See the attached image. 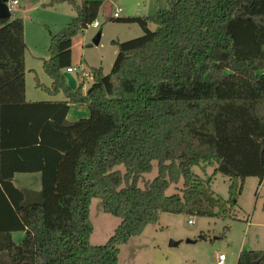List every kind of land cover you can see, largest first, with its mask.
<instances>
[{
    "label": "trees",
    "instance_id": "16d2710c",
    "mask_svg": "<svg viewBox=\"0 0 264 264\" xmlns=\"http://www.w3.org/2000/svg\"><path fill=\"white\" fill-rule=\"evenodd\" d=\"M68 1L77 15L43 62L45 91L64 100H27L25 23L0 18V264H118L121 246L161 214L228 217L245 180L264 181V0H169L153 16L113 17L143 35L114 40L111 72L94 68L86 90L63 72L103 1ZM71 105L89 116L69 122ZM218 173L227 199L212 189ZM18 174H39V188L17 187ZM94 198L121 219L96 246ZM237 264H264V250L243 249Z\"/></svg>",
    "mask_w": 264,
    "mask_h": 264
},
{
    "label": "rangeland",
    "instance_id": "374dc122",
    "mask_svg": "<svg viewBox=\"0 0 264 264\" xmlns=\"http://www.w3.org/2000/svg\"><path fill=\"white\" fill-rule=\"evenodd\" d=\"M11 1V0H9ZM8 1V2H9ZM11 11V18L21 17L25 23V53L27 98L33 101L64 100V94L51 97L45 87L52 84L45 72L43 62L50 57L49 44L52 35L67 26L77 11L68 0H18ZM77 4L85 0H74ZM103 7L97 17L99 27L90 24L73 39V66L86 67L89 71L102 68L104 74L111 72L118 54L114 40L127 41L143 35V29L136 23L113 20L120 7V17L153 16L159 8L169 6V0H102ZM156 30L155 24L149 25ZM101 33L99 43L94 39ZM84 89L92 83L86 78ZM41 86L37 85V82ZM79 113L73 120L71 117ZM89 116L86 106L71 105L68 121ZM196 173L208 178L214 168ZM154 169L146 176L153 178ZM181 185V184H180ZM229 178L218 173L212 178V189L224 198L229 197ZM177 192L171 185L166 194ZM191 220V221H190ZM90 221L93 232L91 245H103L114 234L121 219L104 212L101 199L94 198L90 205ZM226 228V229H225ZM204 237V238H202ZM177 244L171 245V242ZM264 250V181L257 177L245 180L242 193L228 217L188 216L186 214L163 213L156 223L147 225L143 231L122 245L118 264H217L219 254L227 257L225 264H237L240 252Z\"/></svg>",
    "mask_w": 264,
    "mask_h": 264
},
{
    "label": "built area",
    "instance_id": "2783aa9c",
    "mask_svg": "<svg viewBox=\"0 0 264 264\" xmlns=\"http://www.w3.org/2000/svg\"><path fill=\"white\" fill-rule=\"evenodd\" d=\"M18 4H19L18 0L9 1L8 6H9L10 11H13ZM121 12H122V8L119 7L114 13V17L119 18L121 15ZM93 25L95 27H98L99 23L96 21L93 23ZM66 71L72 73L77 79V81L79 79H86V78L92 77V71H89L86 67H82V66H71L67 68ZM226 260H227L226 255L224 253H221L219 254L217 258V264H225Z\"/></svg>",
    "mask_w": 264,
    "mask_h": 264
},
{
    "label": "crops",
    "instance_id": "0c3cea01",
    "mask_svg": "<svg viewBox=\"0 0 264 264\" xmlns=\"http://www.w3.org/2000/svg\"><path fill=\"white\" fill-rule=\"evenodd\" d=\"M51 97H54V96H51ZM26 98H27V89H26ZM53 99L55 100V98H53ZM27 100L31 101L28 98H27ZM78 115H80V114L76 112V115H73L71 117V119L73 120ZM15 183H16V186L19 187V188L29 187V188H33V189H38L39 186H40L39 174H18L16 176ZM23 236H24L23 232H16V233L13 234V238H14V240L16 242H20L23 239Z\"/></svg>",
    "mask_w": 264,
    "mask_h": 264
},
{
    "label": "water",
    "instance_id": "95a60500",
    "mask_svg": "<svg viewBox=\"0 0 264 264\" xmlns=\"http://www.w3.org/2000/svg\"><path fill=\"white\" fill-rule=\"evenodd\" d=\"M8 1L9 0H0V18H10L11 17V11L9 9L8 6ZM101 33H98L96 38L94 39L95 44L99 43V39H100ZM63 75L65 76L66 80H67V84L68 86L75 90L78 87V82L77 79L75 78V76L68 72V71H64ZM204 238V237H202ZM177 243L175 242H171V245H175Z\"/></svg>",
    "mask_w": 264,
    "mask_h": 264
}]
</instances>
